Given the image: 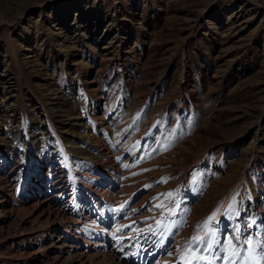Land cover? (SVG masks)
<instances>
[{"label": "rangeland", "instance_id": "obj_1", "mask_svg": "<svg viewBox=\"0 0 264 264\" xmlns=\"http://www.w3.org/2000/svg\"><path fill=\"white\" fill-rule=\"evenodd\" d=\"M254 1L0 0V264H114L90 263L83 245L72 263L54 250L65 234L44 203L55 173L74 202L54 201L64 210L111 176L110 235L172 218L186 228L174 249L225 204L218 247L236 252L241 234L243 253L264 260V0Z\"/></svg>", "mask_w": 264, "mask_h": 264}, {"label": "bare ground", "instance_id": "obj_2", "mask_svg": "<svg viewBox=\"0 0 264 264\" xmlns=\"http://www.w3.org/2000/svg\"><path fill=\"white\" fill-rule=\"evenodd\" d=\"M245 1L246 2H252L254 4L255 3H258V2L254 1V0H245ZM51 100H53V99H51ZM59 112H58V114H60ZM62 115H64V114H62ZM68 116H70V114L64 115L63 117L64 118H67ZM14 138H15V136H14ZM86 143L87 144H90V141H86ZM93 144L94 143H92L90 145H93ZM72 146H68V147L70 148ZM28 147L29 146H27L26 149H25L26 150L25 151V154H27V157L29 158L30 155H33V152H29V148ZM59 148H61V147H59ZM62 154H64V153L62 152ZM66 161H65V164L64 165H65V170L68 173L67 178H68V180H72L73 179V176H72V174H71V172L69 170L68 162H66ZM54 176H55L54 177V180L49 185V188H47V191H48V194H49L48 196H50L51 194H52V196L50 198H48V199L45 198L44 203H45V206L50 207L52 209V211L55 213V220H57L60 217V219L62 221V230H64V232H65L64 237L61 238V239L59 238L53 244L54 250L59 251L61 255L67 254V256L69 257V263L74 262L77 258L80 259L81 257H83V252L82 253H79L78 252V250L80 249V246L83 245V247L85 249H88L87 252L89 253V254H87V256H85V259H88V261H89L92 258L90 260L91 261L90 263L93 262L94 257H99L101 259V262L102 261H107V263H108L109 262L108 261V259H109L108 257H110L111 260L110 259L109 260H110L111 263H114V264H131L130 262L125 261L121 257L118 258V256L116 254H112V251L114 250L113 248L109 249V246H111V245H109L110 244L109 243V240L110 239L108 237L107 226L111 224V220L110 219H105L104 220L105 221V224L102 222V220L104 218L101 217L102 212L100 211L99 203L96 201V198L94 197V196H97V194H99V195H101L102 193L103 194L104 193L105 194H109L111 187H109V185H106V187H108L107 189H101L100 186L96 185V187L94 186L96 190H95V192H94V194L92 196L93 198L91 197L88 200H84V202L83 201H80L79 202L77 200L79 203L77 204L76 209L64 210V209H61V207H58V205H56V203H54V201L57 202V203L63 204V200H66L67 203H71L72 204L73 200L70 198V196L66 195V192H67L65 190L66 187L63 186V183L60 181L61 178L59 177V173H55ZM35 177H38V178L33 183H37V181H40L41 180V178L39 177V175L37 173H36ZM109 177L112 178L111 176H109ZM94 180L96 181L97 179H93L90 182V185H93L94 184V182H93ZM106 180L108 181V179H106ZM110 195L111 194H109V196ZM49 200H51L52 202L51 201L49 202ZM87 202H89V203H87ZM89 205H92V207L90 209H88L89 208ZM102 205H104V204H102ZM217 213H220V211H217ZM64 223H65V226H64ZM90 223L91 224H95L94 225L95 227L98 226L99 227L98 229L101 230L100 233L94 234V235L88 234V232H87L88 228L87 227L89 226ZM57 227L60 228L59 226H57ZM83 232H85V234ZM82 233L84 234V236H82ZM179 248L180 247H177L176 246L175 250L177 252H180L181 250ZM204 257H206V256H204ZM180 258L183 259L184 264L186 262L187 263L190 262V259H185L184 256H181ZM135 259H137V261H135V263H133V264H150L151 263V262H147L143 258V255H136L135 256ZM83 261L84 260H82V262ZM141 261H142V263H141ZM190 264H208V262H207V259L206 260H200V261L195 260V261H193Z\"/></svg>", "mask_w": 264, "mask_h": 264}, {"label": "snow or ice", "instance_id": "obj_3", "mask_svg": "<svg viewBox=\"0 0 264 264\" xmlns=\"http://www.w3.org/2000/svg\"><path fill=\"white\" fill-rule=\"evenodd\" d=\"M209 219H211V217H210ZM205 227H207V224H205ZM200 240H201L200 237H193V238H192V241L190 242V244H196V243H197L198 241H200ZM213 243H217V244H219L220 242H219V241H213V240L209 239V240L206 242L205 246H204L203 248L199 249V251H201V252H205V253L208 252L210 249H212V247H213ZM246 243H248V244L251 245L252 241H251V240H246ZM228 244H229V248L231 249V241H230V240L228 241ZM187 251H188V250H186V252H187ZM191 251H192L193 253H195V252L197 251V249H196V248H192ZM224 251H225V249H224L222 246L218 247V248L216 249V252H215V258L218 259V260H227V261L231 262L232 257L235 256V255H237V253H236L235 251H229V255H228L227 257H224V256L222 255V253H223ZM261 254L264 255V246L261 247ZM206 259H207V258L204 257V256H197V257H196V260H197V261H200V260H206Z\"/></svg>", "mask_w": 264, "mask_h": 264}]
</instances>
